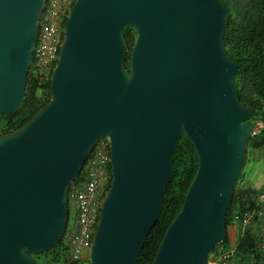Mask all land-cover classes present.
<instances>
[{"label":"water","instance_id":"1","mask_svg":"<svg viewBox=\"0 0 264 264\" xmlns=\"http://www.w3.org/2000/svg\"><path fill=\"white\" fill-rule=\"evenodd\" d=\"M46 0H0V114L19 110ZM225 0H76L50 100L0 136V264H41L70 218L69 193L97 142H111L110 187L90 264H139L183 133L199 156L153 264H207L247 160L252 112L237 96ZM127 26L137 30L131 51Z\"/></svg>","mask_w":264,"mask_h":264},{"label":"trees","instance_id":"2","mask_svg":"<svg viewBox=\"0 0 264 264\" xmlns=\"http://www.w3.org/2000/svg\"><path fill=\"white\" fill-rule=\"evenodd\" d=\"M225 2L230 8V16L224 42L230 57L239 65L235 75L237 96L240 103L251 110L250 122L253 127L257 123L262 124L260 132L250 136L247 140V164L254 160L252 153L264 151V0H225ZM124 37L129 46L126 66L130 70L131 51L137 39V30L133 26H127L124 30ZM50 98V80L40 84L35 78L32 64L21 107L13 114H0V136L20 129ZM198 167L199 156L196 148L190 138L183 133L175 151L174 170L164 194L160 217L146 238L145 246L139 257V264H153L168 227L182 209ZM244 171L245 168L236 182L234 195L227 212L228 227L234 222L236 210L243 212L251 209L254 204L257 190L242 185L245 179ZM83 174L84 172L81 173L75 183L82 179ZM228 243L226 240L216 246L214 251L219 247H227ZM254 243V237L247 234L241 240L239 249L241 252H249L253 250ZM36 259L41 264H90L72 261L64 240L51 251L37 255Z\"/></svg>","mask_w":264,"mask_h":264},{"label":"built area","instance_id":"3","mask_svg":"<svg viewBox=\"0 0 264 264\" xmlns=\"http://www.w3.org/2000/svg\"><path fill=\"white\" fill-rule=\"evenodd\" d=\"M75 1L45 2L32 63L33 73L40 84L51 80L63 42L65 21ZM261 127L262 124L257 123L253 135L259 133ZM83 172L82 179L71 185L70 218L63 238L70 259L77 262H88L90 259L94 233L112 179L111 142L108 137L97 142ZM232 228L236 230L234 233H231ZM247 234L254 237L255 246L249 252H241L239 244ZM227 240V247H219L209 254L207 264H264V190L256 193L251 209L234 212V222L228 228Z\"/></svg>","mask_w":264,"mask_h":264},{"label":"rangeland","instance_id":"4","mask_svg":"<svg viewBox=\"0 0 264 264\" xmlns=\"http://www.w3.org/2000/svg\"><path fill=\"white\" fill-rule=\"evenodd\" d=\"M254 156V161L250 165L246 164V169L244 171L245 179L242 182V185L246 188L257 190L258 192L259 189L262 190L264 188V152L255 151ZM71 210L73 213V208H71ZM88 263H90V259L88 260Z\"/></svg>","mask_w":264,"mask_h":264},{"label":"crops","instance_id":"5","mask_svg":"<svg viewBox=\"0 0 264 264\" xmlns=\"http://www.w3.org/2000/svg\"><path fill=\"white\" fill-rule=\"evenodd\" d=\"M264 152V151H263ZM252 155H253V158L252 159H255V156H254V153H252ZM254 161V160H253ZM253 161H251V162H249V163H247L248 165H250ZM245 169H246V164H245V167H244ZM245 187V186H244ZM262 190H264V188L262 189ZM259 191H261V189H259ZM231 230V233H234L236 230H235V228H232V229H230Z\"/></svg>","mask_w":264,"mask_h":264},{"label":"clouds","instance_id":"6","mask_svg":"<svg viewBox=\"0 0 264 264\" xmlns=\"http://www.w3.org/2000/svg\"><path fill=\"white\" fill-rule=\"evenodd\" d=\"M229 228V227H228Z\"/></svg>","mask_w":264,"mask_h":264}]
</instances>
